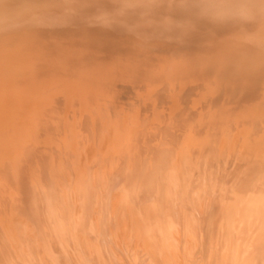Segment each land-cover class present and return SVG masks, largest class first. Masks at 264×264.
Here are the masks:
<instances>
[{"label":"bare ground","instance_id":"bare-ground-1","mask_svg":"<svg viewBox=\"0 0 264 264\" xmlns=\"http://www.w3.org/2000/svg\"><path fill=\"white\" fill-rule=\"evenodd\" d=\"M0 264H264V0H0Z\"/></svg>","mask_w":264,"mask_h":264},{"label":"rangeland","instance_id":"rangeland-1","mask_svg":"<svg viewBox=\"0 0 264 264\" xmlns=\"http://www.w3.org/2000/svg\"><path fill=\"white\" fill-rule=\"evenodd\" d=\"M36 252H37V251H36ZM36 252H35V253H36ZM38 253H39V252H38ZM36 254H37V253H36ZM36 256H37V255H36ZM22 262H23V261H22Z\"/></svg>","mask_w":264,"mask_h":264}]
</instances>
